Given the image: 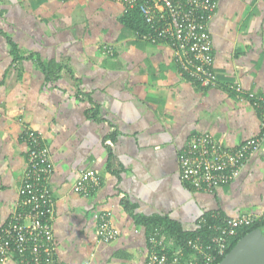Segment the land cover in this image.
Returning a JSON list of instances; mask_svg holds the SVG:
<instances>
[{
  "label": "crops",
  "instance_id": "0c3cea01",
  "mask_svg": "<svg viewBox=\"0 0 264 264\" xmlns=\"http://www.w3.org/2000/svg\"><path fill=\"white\" fill-rule=\"evenodd\" d=\"M216 1V85L200 88L169 44L124 28L122 4L0 0V227L21 199L27 128L41 131L53 165L57 264H145L138 216L165 215L195 230L206 212L264 214V144L212 194L179 177L178 156L192 134L236 146L261 130L260 112L232 88L264 96V0ZM94 106L95 117L87 114ZM88 168L101 185L83 196L74 185ZM100 212L117 231L110 242L97 236Z\"/></svg>",
  "mask_w": 264,
  "mask_h": 264
},
{
  "label": "built area",
  "instance_id": "2783aa9c",
  "mask_svg": "<svg viewBox=\"0 0 264 264\" xmlns=\"http://www.w3.org/2000/svg\"><path fill=\"white\" fill-rule=\"evenodd\" d=\"M112 1L141 12L149 30L139 38L169 44L179 69L191 82L200 88L216 85L209 31L216 0ZM104 49L109 54L113 52L110 46H104ZM232 89L237 96H245L260 112L261 130L236 146L220 143L207 131L192 134L179 153L178 166L180 179L195 191L212 194L217 188L230 184L239 176L247 160L264 144V96L246 91L240 84ZM23 133L28 152L23 180L18 188L21 199L17 209L0 227V260L13 259L16 264H57L53 231L56 208L48 186V178L53 172L50 153L41 131L27 128ZM100 185L98 172L88 168L79 175L74 190L89 196ZM263 215L244 212L228 216L212 211L210 217L217 222L210 225L215 232L210 242L205 244L200 237L188 238L184 242L188 250L171 256L152 234L148 238L145 264H214L217 258L225 256L228 238L236 233L235 229L252 224ZM94 219L101 241L110 242L116 238L117 231L111 225L109 212H100ZM204 220L200 217L197 227Z\"/></svg>",
  "mask_w": 264,
  "mask_h": 264
},
{
  "label": "trees",
  "instance_id": "16d2710c",
  "mask_svg": "<svg viewBox=\"0 0 264 264\" xmlns=\"http://www.w3.org/2000/svg\"><path fill=\"white\" fill-rule=\"evenodd\" d=\"M120 21L127 31L135 33L137 37L146 34L149 30V27L146 24L141 12L135 7L125 8ZM96 113L97 108L95 106L89 109L87 112L88 115L90 114L93 117H95ZM211 213L212 211L206 212L201 216L205 220L202 221L195 230H184V228L178 222L165 215H152L148 217L138 216L134 218L137 223L142 224L145 228L147 233L148 249V238L153 234L156 236L157 241L165 247L164 251L167 252L169 256H171L175 252L183 251L185 253L186 250H188V247H186L184 244L188 238L200 237L205 244L210 242V237L215 234L213 229L210 228V225L217 222L215 218L210 217ZM256 228H259L264 235V215L252 224L240 226L239 228L235 229L236 233L231 234L228 238V244L225 248V255L234 247L240 238ZM155 229L157 230V234H155ZM223 257L217 258L214 264H218L223 259Z\"/></svg>",
  "mask_w": 264,
  "mask_h": 264
},
{
  "label": "water",
  "instance_id": "95a60500",
  "mask_svg": "<svg viewBox=\"0 0 264 264\" xmlns=\"http://www.w3.org/2000/svg\"><path fill=\"white\" fill-rule=\"evenodd\" d=\"M218 264H264V235L259 228L246 233Z\"/></svg>",
  "mask_w": 264,
  "mask_h": 264
}]
</instances>
